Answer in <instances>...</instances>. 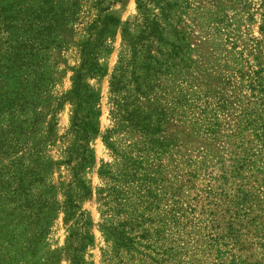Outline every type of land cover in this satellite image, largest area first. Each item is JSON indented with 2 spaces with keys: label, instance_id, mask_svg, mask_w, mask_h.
Instances as JSON below:
<instances>
[{
  "label": "rangeland",
  "instance_id": "374dc122",
  "mask_svg": "<svg viewBox=\"0 0 264 264\" xmlns=\"http://www.w3.org/2000/svg\"><path fill=\"white\" fill-rule=\"evenodd\" d=\"M258 2L198 0L182 12L178 27L190 42L183 57L193 68L172 60L158 84L173 89L179 82L174 90L183 93L190 80L200 108L194 117L173 113L163 124L165 143L151 152L159 166L152 165L151 182L143 177L149 189L130 196V211L129 182L103 136L111 127L109 77L136 0H0V264H74V254L81 264H104L100 210L108 224L146 230L156 264H219L231 252L247 263L259 257L264 106L254 105L250 89L253 82L264 92V61L252 54L253 39L263 43ZM107 15L111 23L102 19ZM90 38L98 69L83 80L94 95V129L86 137L88 163L74 176L69 154L78 144L71 128L78 100L70 91ZM247 115L252 122H244ZM129 138L119 132L109 141L126 148ZM108 184L125 189L113 211L117 194ZM79 233L74 253L70 244Z\"/></svg>",
  "mask_w": 264,
  "mask_h": 264
},
{
  "label": "trees",
  "instance_id": "16d2710c",
  "mask_svg": "<svg viewBox=\"0 0 264 264\" xmlns=\"http://www.w3.org/2000/svg\"><path fill=\"white\" fill-rule=\"evenodd\" d=\"M193 2H198V0H136V14L122 29L121 48L109 77L108 102L111 127L104 134L103 140L112 150L118 174L120 176L123 174L127 179L126 182H129L126 190L129 192L127 200L130 211L132 210V205L129 203L130 196H133L134 191L140 192L143 189H149L151 183H147L143 177L145 176L148 182H151L153 177L149 174L156 171V169L153 170L152 165L159 166V164H154L155 158L151 152L154 145L162 146L165 143L161 136L163 124L169 121L170 118L168 117H171L173 113L194 117L195 110L200 108L199 91L195 85H191L190 80H185V84L187 83L188 86L186 92L183 91V93L178 89V86L174 90V86L179 82L171 85L173 89L166 84H158L167 74V70L173 67L172 60L184 63L187 70L193 68L189 58L186 60L183 57V51L189 48L190 42L186 40L184 30L180 26L178 27L182 12L184 13L189 9ZM238 2L242 4V7L249 6L247 0H238ZM258 8L260 9L259 30L263 37V43L258 39H253L252 54L259 63L261 60L264 61V0H259ZM102 19L108 23L113 21L112 17L108 15ZM95 25L96 23L93 24V27ZM95 33L97 30L94 31ZM99 35L97 34L96 37L99 38ZM93 44L94 42L90 38L82 46V63L76 72L70 91L78 100L73 112L71 127L76 134L78 144L72 147L69 154V163L72 166L74 176H77L78 169L88 163L90 150L86 137L87 132L94 129L92 108L94 95L91 86L83 80L86 73L93 74L98 69ZM189 77H192V74ZM159 87H161L160 91ZM250 89L257 93L256 96L251 95L255 101L253 102L254 105L264 106V92L257 91L253 82ZM167 94H171L173 97L169 101L164 98ZM81 104L86 106L83 109L85 113L80 111ZM244 118L246 123L253 121L250 115ZM119 132L126 137L131 135V138L127 139L126 148L117 147L109 141L112 134H119ZM249 132L256 139L263 137L262 131L259 129H253ZM234 137L237 138L238 135ZM244 154L250 155L246 150ZM106 187L117 194V197L113 198L116 200V204L112 205L113 211L118 208V203H123L122 200L120 201L119 195L125 189L119 184H112V186L108 184ZM100 190L101 193L99 194L101 195L104 189L100 188ZM100 199V205H105L103 199ZM74 207L79 209L77 204ZM100 214L102 221L99 223V227L106 244V248L102 250L104 264L158 263L152 255L155 253L152 242L144 239L146 230L139 228L141 230L138 232L140 226L133 222L108 224L105 220L107 213L100 210ZM84 225L87 226L88 224L81 222V226ZM255 230L257 229L253 228L252 232ZM259 233L262 236V241H258L261 251L254 262L247 263L240 257V254L231 252L222 254L218 263L264 264V235L262 232ZM79 236L80 233L77 238L72 239L70 244L74 253L78 251L80 246ZM74 255L72 262L81 264L80 257L77 254Z\"/></svg>",
  "mask_w": 264,
  "mask_h": 264
}]
</instances>
